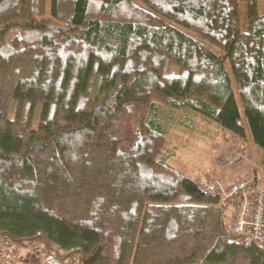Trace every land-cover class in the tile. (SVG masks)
<instances>
[{
    "label": "trees",
    "instance_id": "obj_1",
    "mask_svg": "<svg viewBox=\"0 0 264 264\" xmlns=\"http://www.w3.org/2000/svg\"><path fill=\"white\" fill-rule=\"evenodd\" d=\"M138 1L0 0V240L62 264H264L167 140L177 109L246 137L232 72L264 149L258 0Z\"/></svg>",
    "mask_w": 264,
    "mask_h": 264
},
{
    "label": "rangeland",
    "instance_id": "obj_2",
    "mask_svg": "<svg viewBox=\"0 0 264 264\" xmlns=\"http://www.w3.org/2000/svg\"><path fill=\"white\" fill-rule=\"evenodd\" d=\"M258 11L264 13V0H258ZM239 19L241 30L247 31L249 25L245 1L239 5ZM214 49L218 54L223 53L217 48ZM230 73L246 127V137L242 138L198 113L177 109L174 112V125L169 128L167 135L171 152L168 161L193 180L217 178L229 183L249 175L256 177L260 184H264V149L253 140L237 82L232 72ZM185 114L190 115L186 123L184 121L178 123L177 121ZM42 255L40 247L19 248L14 244L13 255L10 258H0V264H40L44 257Z\"/></svg>",
    "mask_w": 264,
    "mask_h": 264
},
{
    "label": "built area",
    "instance_id": "obj_3",
    "mask_svg": "<svg viewBox=\"0 0 264 264\" xmlns=\"http://www.w3.org/2000/svg\"><path fill=\"white\" fill-rule=\"evenodd\" d=\"M239 157V156H238ZM198 187L208 194L228 201L227 224L229 232L239 236L243 244L255 245L264 251V184L256 177H241L230 184L217 178H199ZM14 243L9 238L0 241V258H10ZM40 264H62L53 254L44 256Z\"/></svg>",
    "mask_w": 264,
    "mask_h": 264
},
{
    "label": "crops",
    "instance_id": "obj_4",
    "mask_svg": "<svg viewBox=\"0 0 264 264\" xmlns=\"http://www.w3.org/2000/svg\"><path fill=\"white\" fill-rule=\"evenodd\" d=\"M224 179H226V178H224ZM226 180H228V179H226ZM222 181H223V179H222ZM225 184H230L231 182H225V181H223Z\"/></svg>",
    "mask_w": 264,
    "mask_h": 264
}]
</instances>
